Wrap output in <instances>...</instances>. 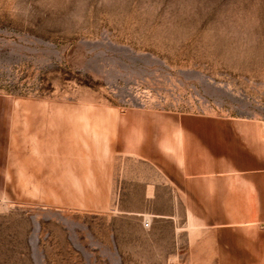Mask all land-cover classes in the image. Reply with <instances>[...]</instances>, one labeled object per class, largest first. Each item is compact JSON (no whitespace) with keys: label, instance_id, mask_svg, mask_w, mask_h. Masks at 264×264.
Masks as SVG:
<instances>
[{"label":"rangeland","instance_id":"obj_1","mask_svg":"<svg viewBox=\"0 0 264 264\" xmlns=\"http://www.w3.org/2000/svg\"><path fill=\"white\" fill-rule=\"evenodd\" d=\"M190 129L264 143V0H0V264L252 262L164 171Z\"/></svg>","mask_w":264,"mask_h":264},{"label":"crops","instance_id":"obj_2","mask_svg":"<svg viewBox=\"0 0 264 264\" xmlns=\"http://www.w3.org/2000/svg\"><path fill=\"white\" fill-rule=\"evenodd\" d=\"M173 133V138L162 140L164 162L171 164V167L164 165V171L172 179L173 186L180 182L190 202L237 205L222 216L219 223H214V228L194 227L205 235L200 242L212 241L206 238L211 232L216 236L215 242L222 243L228 251L238 252L237 256L244 260H252L244 264H264V143L259 141L255 131H237L236 163L215 167L212 148L213 145L223 148L221 133H216L217 141L213 140L214 133L208 130Z\"/></svg>","mask_w":264,"mask_h":264}]
</instances>
